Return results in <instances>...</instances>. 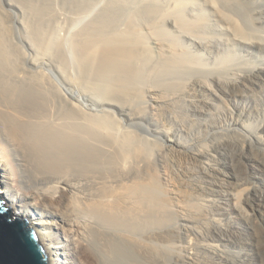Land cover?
I'll return each instance as SVG.
<instances>
[{
	"label": "bare ground",
	"instance_id": "bare-ground-1",
	"mask_svg": "<svg viewBox=\"0 0 264 264\" xmlns=\"http://www.w3.org/2000/svg\"><path fill=\"white\" fill-rule=\"evenodd\" d=\"M165 1L89 18L77 76L0 13L2 195L49 264H264V10Z\"/></svg>",
	"mask_w": 264,
	"mask_h": 264
},
{
	"label": "rangeland",
	"instance_id": "rangeland-1",
	"mask_svg": "<svg viewBox=\"0 0 264 264\" xmlns=\"http://www.w3.org/2000/svg\"><path fill=\"white\" fill-rule=\"evenodd\" d=\"M26 1L28 2V0H0V13L1 14L3 13L4 15L5 14L7 15L8 22H9L8 25H10V28H11L12 32L17 34V36H21V38H22V39H19V37L15 38V42L16 43H21L22 45L24 44L25 49L29 50L30 52L28 51V53L31 54V52H32L31 49L32 48H31V44L29 45V43H31V40H30V42L28 41L29 39H31V38L28 39V34H30V33H28L30 31L29 30L30 29L29 28L30 27L29 24H31L32 22L35 24L36 22L38 23L39 21H42L44 23V21H45V23H47L48 25L50 24V28L51 29L54 28L53 29L54 31L58 30V32L57 31L56 32H57V35H59L58 37H59V39L61 41H62V39L66 38V40L62 41L63 42L62 44L65 43L64 44V49H65V47L67 48L65 50H66L67 58L69 59V61L73 65V67H72L73 73L72 74H75L74 76H77L76 73L78 72V69H77V67L75 65V62L73 63V61H75V60L73 59L74 57H73L72 51H71L72 50L71 41L69 42V40H70V37L73 38L74 33H76L77 31L82 29L81 27H85V25L88 24L89 21L90 22L94 21V19H96L101 14L104 15V12H107V15H108V14H111L112 11L114 10L113 13L115 14V17L116 18L119 17V20H121V19L129 16L128 14L131 15V13L134 14L136 11L138 12L139 9L140 10H141V8L143 9V7L145 5L148 8L149 4L156 7V5L159 6L161 4V1L163 2V4L166 3L165 0H161V1L160 0H155L156 2L153 1L152 3H151L152 0H123L124 4H123V2L120 3V1H118V0H29V3L31 2L30 4H27ZM115 1H118L119 5H121V6L118 5L119 7L117 6L116 7L117 9H112L110 7L111 4H112V7L114 5H116V3L118 4V2L115 3ZM10 3L11 4L13 3V5H10ZM25 3L28 5V7L31 8V10L33 9V7L36 10L35 9L33 11L29 10V8L26 7ZM113 3H114V5H113ZM153 3H155L156 5L153 4ZM163 4H161L162 6H160V7H163L164 6ZM107 7L108 8L110 7L111 10H110V8L108 9ZM147 8H145V9H147ZM145 9H143V11ZM255 9H256V11H259L261 9L264 10V0H251L242 9H235V12L237 11L236 17L240 21L245 23V19H244L245 12H247V13H249V14L254 16L255 15V13H254ZM37 10L38 11L41 10L42 13L41 12L37 13ZM108 10L110 11L109 13H108ZM115 10L117 11V13L118 12L121 13V11H123L122 13L124 15L123 14L119 15V13L117 14ZM33 12H35V13H33ZM43 13H44V16H43ZM113 13L111 14L112 17H114ZM34 14L36 16H34ZM122 15H123V17H122ZM125 15H127V16H125ZM13 16H14V18H12ZM120 16H121V18H120ZM38 17L39 18L42 17V18H40L41 20ZM43 18H45V19H43ZM53 19H54V21H53ZM117 20H118V18H117ZM27 21L29 22V24H27ZM30 21H31V23H30ZM45 23H44V25H45ZM26 24H27V26H26ZM48 25H46V27ZM262 25H264V23ZM259 26H261V25H259ZM57 27H58V29H57ZM246 27H248V26L246 25ZM50 28H49V30L51 31ZM68 29L69 30L71 29V30L69 31ZM66 32H67V34H66ZM68 32H70V33L68 34ZM71 33H73V34H71ZM61 35H63V36H61ZM24 36L26 38H24ZM68 43H70V44H68ZM263 54H264V52H262V55ZM96 81H95V83H99V82H101V79L98 80L97 82ZM105 88H107V87H105ZM103 90H104V88H103ZM74 91L75 92L76 91L77 92H79V91L81 92L82 90L80 88L78 90V88H77ZM130 128H132V127H130ZM141 132L144 135L147 134V136H150L144 130H141ZM150 137H152V136H150ZM255 254H256L255 258H256V262H257V261H259V259H261V257L258 256V252L254 253L252 255H255Z\"/></svg>",
	"mask_w": 264,
	"mask_h": 264
},
{
	"label": "water",
	"instance_id": "water-1",
	"mask_svg": "<svg viewBox=\"0 0 264 264\" xmlns=\"http://www.w3.org/2000/svg\"><path fill=\"white\" fill-rule=\"evenodd\" d=\"M0 264H49L47 253L29 220L4 201L1 184Z\"/></svg>",
	"mask_w": 264,
	"mask_h": 264
}]
</instances>
